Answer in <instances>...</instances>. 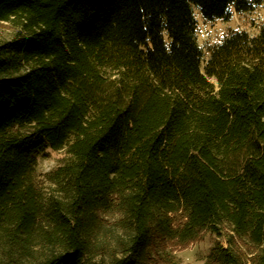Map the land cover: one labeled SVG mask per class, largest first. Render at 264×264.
Returning a JSON list of instances; mask_svg holds the SVG:
<instances>
[{
  "label": "trees",
  "instance_id": "obj_1",
  "mask_svg": "<svg viewBox=\"0 0 264 264\" xmlns=\"http://www.w3.org/2000/svg\"><path fill=\"white\" fill-rule=\"evenodd\" d=\"M262 3L0 0V264H264V25L202 67L195 14Z\"/></svg>",
  "mask_w": 264,
  "mask_h": 264
},
{
  "label": "rangeland",
  "instance_id": "obj_2",
  "mask_svg": "<svg viewBox=\"0 0 264 264\" xmlns=\"http://www.w3.org/2000/svg\"><path fill=\"white\" fill-rule=\"evenodd\" d=\"M230 20L217 18L209 20L204 18L199 8L195 7L196 18L198 19L199 31L198 41L204 51V61L209 57V48L222 41V39L234 30H247L251 34H257L260 27L264 25V0L263 3L249 13H238L232 10ZM15 33V28L9 22H0V42L11 38ZM68 154L65 149H47L37 158V180L43 192L49 194L52 189L46 180V175L55 170L67 160ZM117 217L115 215L106 216V228L110 236L116 235L114 230ZM119 234V233H118ZM220 240L216 235L207 233L202 240L190 244L183 249H176L173 253L179 264H207V257L211 247ZM96 260V259H95Z\"/></svg>",
  "mask_w": 264,
  "mask_h": 264
}]
</instances>
